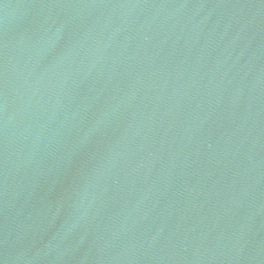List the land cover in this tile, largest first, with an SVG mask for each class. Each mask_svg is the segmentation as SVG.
Returning <instances> with one entry per match:
<instances>
[{
	"label": "water",
	"instance_id": "obj_1",
	"mask_svg": "<svg viewBox=\"0 0 264 264\" xmlns=\"http://www.w3.org/2000/svg\"><path fill=\"white\" fill-rule=\"evenodd\" d=\"M0 264H264V0H0Z\"/></svg>",
	"mask_w": 264,
	"mask_h": 264
}]
</instances>
